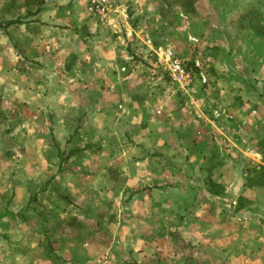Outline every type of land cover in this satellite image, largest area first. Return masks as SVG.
<instances>
[{"label":"crops","instance_id":"obj_1","mask_svg":"<svg viewBox=\"0 0 264 264\" xmlns=\"http://www.w3.org/2000/svg\"><path fill=\"white\" fill-rule=\"evenodd\" d=\"M71 1L0 0V264H95L107 246L65 242L74 232L64 222L83 224L85 187L114 197L108 157L136 189L130 205L141 212L128 216L141 220V235L185 214L173 235L213 254L231 247L235 264H264V57L218 13L197 37L183 16L193 51L180 57L199 73L183 94L149 50L135 51L145 40L132 24L115 14L109 24L87 20V0L66 15ZM57 149L85 158L62 162Z\"/></svg>","mask_w":264,"mask_h":264},{"label":"rangeland","instance_id":"obj_2","mask_svg":"<svg viewBox=\"0 0 264 264\" xmlns=\"http://www.w3.org/2000/svg\"><path fill=\"white\" fill-rule=\"evenodd\" d=\"M5 1L8 2V0ZM72 1L68 4V12L66 13L65 11H62L58 13L59 16H65V13L66 15L69 13V15L72 16V7L74 6ZM113 1H115L117 8V12L115 11L114 13L117 16L116 21L119 22L124 20L127 24H132L135 29H138L140 31V34L138 35L139 39H144L145 41L146 39L150 40L154 47H160L154 44L156 43L155 39H158L160 41L162 40V42L165 43L164 47L162 48L170 49L182 58L183 53H190L193 51L190 45L193 40L192 42L188 41V39L185 37L186 34L184 35L183 33L184 30H188L186 28L187 24H185V22L187 21L186 19H184V21L182 18L181 24L175 25L176 20L178 19V17H180L181 13H179L177 8H175L169 2L166 3L169 5L167 7L168 13L166 14V16H168V18L173 19V23L177 28L174 29L170 26H168L167 28L164 25V29L160 31V27H162L164 24L162 18L160 17V5L162 3V0ZM89 2L90 0H87L85 6L86 15L88 16L87 18H89L87 20L97 21V19L88 12ZM196 10L197 13L189 17V23L192 29H190L192 37H197L198 33H200V30H203L200 27L201 20L216 13H218L220 19L226 16L227 21H229L230 24L234 25L235 27V22L237 21L236 16L240 11V7L237 0H201L197 3ZM78 15H80V13H78ZM234 27H232V29H234ZM178 28L180 29V31H178ZM234 32L236 33V30ZM186 39L187 41H185ZM167 42L174 43L176 44V46L174 47L172 44L169 45ZM139 50H142L143 52L148 51V49L144 45L135 48V51L140 52ZM259 50L261 52H258L261 53V55L263 56L264 46H261ZM1 63L4 64L5 67H7L8 65L13 64V61L4 60ZM0 123L3 127L7 125L5 116H0ZM82 159L79 160L80 163L82 162ZM77 160H75L73 166H76V164L78 163ZM113 160L114 157H108L107 163L110 162L108 163L109 167H106L104 163H102V166L105 170L111 169V172L109 173L110 179L118 181L117 184L119 185H117V187L111 190V193L114 194V197L110 194L99 195V193L97 192V188L90 189L89 187H85L82 192V194L84 193L83 197H85V199H82V202H84L85 208H87L86 211H84V226L82 227V231L88 232L90 230V227L92 228L91 224L93 219H98L104 224H102V230L98 233L99 235H101V237H98V241H89V243L92 244L94 243L98 245L107 246L105 249L106 252L98 251L99 253L97 254V256L99 257L96 261V263L98 262L97 264L236 263V252L231 247L223 250L222 252H214L213 254L206 251L205 248H202V246H200L198 243L193 244L189 238L185 237L184 240H182L179 236L175 235V232L173 235V233H171V231L169 230H172L175 227H183L184 225H186L184 224L186 221L184 219L185 217H187V215L185 214H183L182 216V218L184 219L180 221H175V224H173L171 220L161 222L160 224H157L155 222V225L148 226L151 228L153 227V230H150V232L145 233V235H141L144 234L141 230L143 227V225L141 224V220L138 218L133 219L132 217L129 219L128 216V214L132 211L136 213L141 212V204H139L138 206H135V204L133 206L130 205V197H132L136 189L126 190L124 188V175L119 174L118 170H116L117 166L112 165ZM9 172L10 168L6 170V175L9 174ZM119 176L121 178H118ZM90 178V174H88V176L85 175V177L83 178V182L87 183L89 181L88 179ZM53 179L54 178L51 179V182H56L55 179ZM1 191L2 189L0 190V192ZM99 197L100 200H102L100 201L102 202V204L98 201ZM110 197L113 199H109ZM136 197H139V195H136ZM93 209L96 211L93 212ZM93 213H95V215ZM33 227L36 233L40 230L39 225L36 223H34ZM159 227H161V229L167 230L168 234L159 236V238L154 236L155 229H159ZM130 229L134 230L135 235L137 236L134 235L131 238L128 232L127 236L129 238L127 236H124L125 231H130ZM108 232L110 237L108 236ZM63 236L65 242L77 240V237L74 233L65 234ZM130 248H132L134 251H130ZM79 256L81 257V254H79Z\"/></svg>","mask_w":264,"mask_h":264},{"label":"trees","instance_id":"obj_3","mask_svg":"<svg viewBox=\"0 0 264 264\" xmlns=\"http://www.w3.org/2000/svg\"><path fill=\"white\" fill-rule=\"evenodd\" d=\"M200 1L201 0H162L161 1L162 3L160 5V17L162 18L164 24L162 27H160L161 29L159 28L160 31H162L164 29V25L167 28H168V26H170L171 28L176 29L177 27L175 25L176 24L178 25V23H180L179 20H181L183 16L186 17V19L189 21V17H191L197 13L196 5ZM237 1L239 4V7H240V11L236 16L237 21L235 22V27H234V25L230 24L229 21H227L226 23H229L231 25V27H234V30H236L238 38L240 35V40L248 41L249 44H251L253 46V48L258 52V51H260L259 49L261 48V46L262 47L264 46V0H237ZM167 2H169L175 8H177L179 13H181L180 17H178V19L176 20L175 25L173 23V19L168 18V16H166V14L168 13L167 7L169 6L168 4H166ZM225 18H226V16H224L222 19L224 20ZM226 20H227V18H226ZM236 25H237V27H236ZM155 42L156 43H154V44L159 46L158 45L159 44L158 39H155ZM175 54L178 57H180L177 53H175ZM260 55H261V53H260ZM263 57H264V55H263ZM182 60L184 61L186 68L193 74L194 80H195V86L197 87L198 77H199V73H198L197 68L195 67L194 64L190 63L189 61L184 60V59H182ZM167 83L169 85H171L169 82H167ZM57 153H58V156L60 157V160L62 162H66L68 159H70L74 155L78 156V158H77L78 160L85 158L83 155L85 153V151H83V152L79 151V150L71 151V152H69L67 157H65L64 159H63L62 153H60V151H58V149H57ZM51 179L52 178H50L46 182V184H45L46 186L50 185ZM43 191L45 192V189ZM49 192L54 197V199H56L57 201L60 200V201L65 202V205H71L69 203V201H70L69 198L67 196L63 195L60 192V190L58 189V187L51 186L49 188ZM31 198H32V202H34L35 199L37 198V195L33 194L31 196ZM65 210H67V209H65ZM99 221L100 220H98V219H93L92 224H91L92 228L90 227V230L88 232H83L82 227L84 225L81 224L80 222H78L77 220L72 219L71 217H70V219L65 221L64 224L66 225L67 228L70 229V231L74 232L75 236L77 237L76 241H78L79 243H87V242L89 243L90 240L98 241V237L99 236L101 237V235H99L98 233L102 230V224L103 223L101 221H100L101 222L100 223ZM62 234H63V232H62ZM45 237H46V239L48 238V236H45ZM49 243H50V241H48V244ZM53 244H54V242H52L50 244V247Z\"/></svg>","mask_w":264,"mask_h":264},{"label":"built area","instance_id":"obj_4","mask_svg":"<svg viewBox=\"0 0 264 264\" xmlns=\"http://www.w3.org/2000/svg\"><path fill=\"white\" fill-rule=\"evenodd\" d=\"M115 11L116 4L113 0H90L89 2L88 12L101 24H109L112 21L111 15ZM144 46L149 50L148 54L155 57L154 67L164 73L167 82L180 93L186 94L192 91L195 85L194 76L180 57L170 49L154 47L149 40L144 42Z\"/></svg>","mask_w":264,"mask_h":264}]
</instances>
